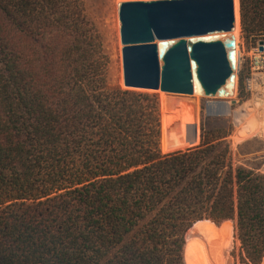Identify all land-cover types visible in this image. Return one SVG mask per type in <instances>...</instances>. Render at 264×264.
<instances>
[{
    "label": "trees",
    "instance_id": "obj_1",
    "mask_svg": "<svg viewBox=\"0 0 264 264\" xmlns=\"http://www.w3.org/2000/svg\"><path fill=\"white\" fill-rule=\"evenodd\" d=\"M85 0H0V264L264 262V173L233 127L164 154L156 94L109 79ZM264 39V0H238ZM243 77L240 76V83Z\"/></svg>",
    "mask_w": 264,
    "mask_h": 264
},
{
    "label": "water",
    "instance_id": "obj_2",
    "mask_svg": "<svg viewBox=\"0 0 264 264\" xmlns=\"http://www.w3.org/2000/svg\"><path fill=\"white\" fill-rule=\"evenodd\" d=\"M118 14L125 89L194 96L196 82L203 97L233 94L234 0L124 1ZM214 104L207 115L225 116L236 101Z\"/></svg>",
    "mask_w": 264,
    "mask_h": 264
},
{
    "label": "rangeland",
    "instance_id": "obj_3",
    "mask_svg": "<svg viewBox=\"0 0 264 264\" xmlns=\"http://www.w3.org/2000/svg\"><path fill=\"white\" fill-rule=\"evenodd\" d=\"M124 1L140 0H85L84 2L85 12L98 30L104 50L110 57V82L122 88H124L123 46L120 39L118 4ZM235 16L237 74L232 95L212 98L167 94L161 91L146 92L158 95L161 102L164 154L199 145L202 126L209 129L228 128L232 125L233 133L228 138V142L231 145L235 165L242 164L264 173V69L255 65L257 55L264 57V53L258 50L259 42L264 39H252L242 31L240 4L239 9L236 7ZM240 76L243 77L242 83ZM231 101H236V104L231 106L228 115H207L209 104ZM230 230L231 246L226 253L227 263L242 264L234 226Z\"/></svg>",
    "mask_w": 264,
    "mask_h": 264
},
{
    "label": "bare ground",
    "instance_id": "obj_4",
    "mask_svg": "<svg viewBox=\"0 0 264 264\" xmlns=\"http://www.w3.org/2000/svg\"><path fill=\"white\" fill-rule=\"evenodd\" d=\"M234 1H235V10H236V7L238 8V0H234ZM236 29H237V23H236ZM225 37H227V38L233 37L234 38V45L232 46V48L230 50H231V58H232L233 64L236 65V52H235L236 39L234 37V33L232 34V36H230V35L226 36L225 35ZM122 49H123V47H122ZM256 59H257V62L256 63L258 65L262 66V64L264 63V61L262 60V58L258 56ZM233 91H234V89H233ZM230 94H231V91L230 90H227L226 92H222L219 97L227 96V95H230ZM195 95L201 96L200 88H199V86H198V84L196 82H195ZM210 106H211V108L213 110L216 109V104L213 103V104H210Z\"/></svg>",
    "mask_w": 264,
    "mask_h": 264
},
{
    "label": "built area",
    "instance_id": "obj_5",
    "mask_svg": "<svg viewBox=\"0 0 264 264\" xmlns=\"http://www.w3.org/2000/svg\"><path fill=\"white\" fill-rule=\"evenodd\" d=\"M255 51H257V49H255ZM259 55H257V57H258ZM256 57V58H257ZM259 57H261L262 58V60L264 61V57H262V56H259ZM256 61H255V65H256V67L257 68H263L264 69V63L262 64V66H260V65H258L256 62H257V59H255Z\"/></svg>",
    "mask_w": 264,
    "mask_h": 264
}]
</instances>
